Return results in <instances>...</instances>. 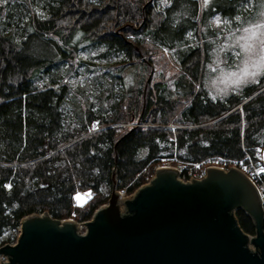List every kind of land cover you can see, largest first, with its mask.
<instances>
[{"label": "trees", "instance_id": "16d2710c", "mask_svg": "<svg viewBox=\"0 0 264 264\" xmlns=\"http://www.w3.org/2000/svg\"><path fill=\"white\" fill-rule=\"evenodd\" d=\"M258 1L0 0V247L32 214L91 220L110 199L114 171L117 190L133 194L165 160L254 157L264 147V77L214 100L204 67L207 39L223 30L212 20L239 26L235 17ZM85 48L106 61L87 68L96 101L66 82L88 63ZM165 50L179 64L168 78ZM235 214L254 234L252 219Z\"/></svg>", "mask_w": 264, "mask_h": 264}, {"label": "water", "instance_id": "95a60500", "mask_svg": "<svg viewBox=\"0 0 264 264\" xmlns=\"http://www.w3.org/2000/svg\"><path fill=\"white\" fill-rule=\"evenodd\" d=\"M179 174L158 168L122 198L114 171L110 199L91 220L29 215L16 243L0 247L1 264H264V199L251 179L234 167H209L206 178L188 183ZM237 210L252 219L254 235Z\"/></svg>", "mask_w": 264, "mask_h": 264}, {"label": "rangeland", "instance_id": "374dc122", "mask_svg": "<svg viewBox=\"0 0 264 264\" xmlns=\"http://www.w3.org/2000/svg\"><path fill=\"white\" fill-rule=\"evenodd\" d=\"M261 3H264V1L259 0L258 2H256L257 7L255 8L252 7V5L255 4V2H252V4L248 5V9H251V11L246 9L248 14L247 16H245V18H241V22L239 26L237 25V23H234L233 21L232 22L225 21L219 16H217L219 17V19L215 17L212 20V27L218 29H220L221 27L223 28V30L220 31L218 30V34L215 38L212 37L211 39L209 38L207 39V41L213 42V47L211 49L210 59H208V62L204 67V86L208 91V95L214 100H224L233 94H239L246 86L254 84V83H249L246 85L244 84L237 85L233 83L231 73L238 71L237 68L238 64H240V67H243V65L240 62V59L235 54L236 52L240 51L239 48L235 47L238 36L240 35V33L237 32V29L246 26L247 21H254L259 19L258 13L260 10H262L259 7ZM39 12L41 11L39 10ZM187 36L188 38H192V34H188ZM98 54H99L98 51H96V49L94 48L83 49L80 52V57L83 59V62H88V63L79 69L77 76H74L66 80V82L71 85L73 90L77 89L78 86H81L82 88H86L87 96L93 101H96V93L98 92V86H96L92 80L95 74L88 73L87 68L96 69L97 64L99 65L106 63V61L104 63H100L96 60V56ZM165 54L169 58L168 62L170 63L168 75H167L168 78L169 76L173 75L176 71L179 70V64L177 63V60L171 55L170 51L165 50ZM171 56L172 59L170 58ZM61 67H62V72L64 74L67 69V65L63 64ZM260 78H258V80H260ZM127 80H128L127 83L132 82L131 77H129ZM119 87H121V85H116L115 89L118 90ZM260 153L262 154V151ZM173 162H177V164L175 165L173 164ZM217 162H220V160L214 159V160L204 161L201 163L199 167H196L194 165L193 166L189 165L188 167L187 166L188 164L185 163H180L175 160L173 161L165 160L163 161V164H161V166L159 167L175 168L179 171H181L182 168H186V169L190 168L188 170L190 171L192 170L193 172L198 173L200 172V170L209 168L207 166L210 163L214 164ZM229 171H225V172H229ZM154 176L155 174L151 177V179ZM182 176L186 177V173L183 172ZM151 179H149V181L146 184H149ZM7 188H9V185H7ZM136 191L133 194H127L125 193V191H118V193L122 198H129L132 195H134ZM81 231L83 233H86L87 228L83 226ZM19 232L20 230L17 231V238L19 236ZM254 234H250V235H254Z\"/></svg>", "mask_w": 264, "mask_h": 264}, {"label": "snow or ice", "instance_id": "6c2138e0", "mask_svg": "<svg viewBox=\"0 0 264 264\" xmlns=\"http://www.w3.org/2000/svg\"><path fill=\"white\" fill-rule=\"evenodd\" d=\"M209 0H203L202 7H208ZM252 7H257L253 4ZM259 7V19L247 21L246 26L238 28V36L235 47L240 51L236 56L240 59L243 67L237 65L238 71L231 73L233 83L237 85H246L259 82L258 78L264 77V3ZM251 11V9H248ZM219 19V17H217ZM235 19L241 22V16L237 15Z\"/></svg>", "mask_w": 264, "mask_h": 264}, {"label": "built area", "instance_id": "2783aa9c", "mask_svg": "<svg viewBox=\"0 0 264 264\" xmlns=\"http://www.w3.org/2000/svg\"><path fill=\"white\" fill-rule=\"evenodd\" d=\"M262 151V154L260 153ZM220 162L210 163L207 167H218L224 169V171L231 170L232 167L241 170L245 173L253 182V184L258 188L259 192L264 195V147L256 148L255 156L253 157L250 153H246L245 157L240 160H227L224 158H217ZM214 160V159H213ZM196 167H199L201 163L193 164ZM190 168H182L179 174V179L182 182L188 183L193 178L194 180H202L207 176V169L200 170V172H193L188 170ZM187 170V171H186ZM186 173V177L182 176V173ZM82 230V228H81ZM80 232L82 234V231ZM20 233V232H19ZM1 262L6 263V257H0Z\"/></svg>", "mask_w": 264, "mask_h": 264}, {"label": "bare ground", "instance_id": "6f19581e", "mask_svg": "<svg viewBox=\"0 0 264 264\" xmlns=\"http://www.w3.org/2000/svg\"><path fill=\"white\" fill-rule=\"evenodd\" d=\"M76 199L79 205H82L88 200V197L83 193H79L76 195Z\"/></svg>", "mask_w": 264, "mask_h": 264}, {"label": "crops", "instance_id": "0c3cea01", "mask_svg": "<svg viewBox=\"0 0 264 264\" xmlns=\"http://www.w3.org/2000/svg\"><path fill=\"white\" fill-rule=\"evenodd\" d=\"M91 198V196L89 197V199ZM83 205V204H82Z\"/></svg>", "mask_w": 264, "mask_h": 264}]
</instances>
